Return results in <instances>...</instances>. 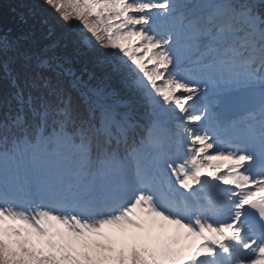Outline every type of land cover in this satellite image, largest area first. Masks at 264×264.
I'll return each instance as SVG.
<instances>
[{"label": "snow or ice", "instance_id": "snow-or-ice-1", "mask_svg": "<svg viewBox=\"0 0 264 264\" xmlns=\"http://www.w3.org/2000/svg\"><path fill=\"white\" fill-rule=\"evenodd\" d=\"M11 12L0 264H264V0Z\"/></svg>", "mask_w": 264, "mask_h": 264}, {"label": "trees", "instance_id": "trees-1", "mask_svg": "<svg viewBox=\"0 0 264 264\" xmlns=\"http://www.w3.org/2000/svg\"><path fill=\"white\" fill-rule=\"evenodd\" d=\"M19 3V0H0V18H2L3 23L5 24H12L14 23V15L11 12V9L15 6H17ZM0 95H2V92H0ZM3 115V110L0 109V117Z\"/></svg>", "mask_w": 264, "mask_h": 264}]
</instances>
